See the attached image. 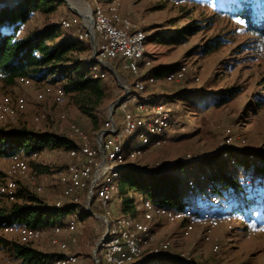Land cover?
<instances>
[{
    "label": "rangeland",
    "instance_id": "374dc122",
    "mask_svg": "<svg viewBox=\"0 0 264 264\" xmlns=\"http://www.w3.org/2000/svg\"><path fill=\"white\" fill-rule=\"evenodd\" d=\"M119 2L121 13L126 14V17L139 24L147 33L146 51L154 62L153 67L187 64L191 74L200 76L201 91L215 92L236 87L243 90V94L227 106L207 105L198 108L197 105L195 106L196 100L186 101L179 95L176 98L170 97L187 91L189 81L183 84L157 85L154 88L155 92L174 101L172 104L174 124L164 134L166 143L157 149L151 150L153 140L148 144L138 140L133 149L140 150L144 154L137 156L131 165L137 169L157 173L164 172L175 163H181L186 168L173 174L185 182L187 178L200 172V169L207 168L205 165L208 159L225 150L222 149V145L230 139L231 147L237 152H243V155H239L241 159L239 169L232 165L227 167L226 172L230 179L240 176L239 170L249 175L264 170V162L260 166H252L248 163V155H246V153L264 154V107L259 109L257 106L264 97V47H253L254 38L247 35L243 26L238 25L235 20L217 18L216 23L213 24L212 12L204 8L193 9L192 6H185L181 9L173 3L162 0H119ZM108 3L107 0H70L71 6H69L63 2L54 14L44 16L36 13L23 27L20 36L39 31L47 24L60 27L61 22L67 20L72 29L69 31L60 29L62 36L55 43L60 42L64 37L75 40L79 25L83 21L82 15H87L91 10L95 11L97 6L106 9ZM193 21L202 27L198 34L188 37L178 46H169L165 42L176 35L175 32L192 25ZM217 36L224 37L228 41L226 48L216 54L202 55L205 42ZM246 44H250L251 47L242 49L241 47ZM91 54L90 47L75 55L74 60L83 67L87 66ZM126 77H128L127 72L120 71L117 78L111 76L109 83H106L108 98L98 111L101 124L106 119L110 104L119 96L122 89L120 85L126 81ZM48 82H51V78L46 81ZM40 88L39 85L34 84L30 87L17 85L6 89L0 81V101L8 96L16 102L23 100L26 104L25 111L15 122L5 124H12L15 127L24 125L38 132L70 137L69 122H75L84 128L92 139L94 138L95 132L90 120L81 115L70 98L64 108L58 107L52 98L38 102L36 93ZM63 110L67 112L69 121L62 123L59 114ZM40 114L46 118L42 122H36L35 118ZM29 162L31 179L18 180V188H26L32 195L49 204L60 200L63 186L59 184L56 174L71 162L68 152L45 149L39 153V157L32 158ZM34 165L48 171L40 174L36 172ZM6 167L7 163L3 162L0 170L4 171ZM0 176L3 178V173H0ZM36 186H42L44 193L39 194ZM121 191L120 188L115 202L108 210H98L96 206H92L93 211L113 216H116L119 210L123 213ZM131 196L136 197V200L142 197L138 194ZM76 198L80 209L70 215L78 220L79 242L77 246L70 248V252L78 256L80 264H92V252L103 233V224L100 219L85 210L83 194ZM151 200L154 203L156 201V199ZM68 202L71 201H64V203ZM187 203L191 207L199 204L198 201L192 200H188ZM250 214L253 219L246 226H237L231 232L219 227L212 232V242L218 245L217 252H214L212 244L206 241V232L201 229L184 236L180 225L161 221L153 228V233L161 240L169 241L173 253H188L199 264H264V205H252ZM3 239L11 242L15 238L3 235ZM31 247L57 257L61 253L49 246L46 241L35 243ZM13 261L19 260L8 251L0 250V264H10Z\"/></svg>",
    "mask_w": 264,
    "mask_h": 264
},
{
    "label": "built area",
    "instance_id": "2783aa9c",
    "mask_svg": "<svg viewBox=\"0 0 264 264\" xmlns=\"http://www.w3.org/2000/svg\"><path fill=\"white\" fill-rule=\"evenodd\" d=\"M175 5L179 6L180 2L176 1ZM82 18L77 38L88 42L92 49L88 77L107 81L115 76L111 69V60H122L123 69L131 74L133 82L125 81L120 85L121 96L114 102L113 109H108L103 127L95 132L93 139L80 125L69 122L71 137L79 140V147L68 152L73 161L56 174L63 189L60 200L53 204L58 208L65 200L77 204L76 197L83 194L85 210L102 221L103 233L92 252V264H199L188 253H173L170 242L158 238L153 233V228L161 221L178 224L182 227L184 236L201 229L206 232V241L217 252L218 245L212 242V232L219 227L231 232L237 226L248 225L247 213L250 210L246 203L248 200L261 199L264 179L245 177L239 170L240 176L236 178L233 186L225 187L215 178V172L207 167L185 181L187 202L198 201V206L191 207L187 204L185 209L176 210L140 197L135 201L132 214H124L119 210L113 216L93 211L92 206H96L98 210L110 208L120 191L116 185L119 173L132 166V161L137 156L144 154L140 150L132 149L129 159L126 160L125 142L134 137L143 144L153 140V150L167 141L164 134L172 125L174 107L171 103L148 100L150 91L162 83L183 84L189 79L187 91L197 93L201 89L202 80L200 76L191 74L187 64H182L161 79L154 76L145 78L154 63L146 51L148 36L139 24L122 15L119 0L109 2L106 9L97 6L95 11L91 10V19L84 15ZM60 26L64 30L72 28L67 20H63ZM18 85L30 87L33 83L28 79H20ZM40 87L36 93L38 102L52 98L60 108L67 105L68 96L60 86L46 83ZM25 108L23 100L16 102L8 96L3 97L0 101V124L15 122ZM45 118L46 116L40 114L35 121L42 122ZM59 119L62 123L68 122L67 112H60ZM231 143L227 139L222 149L234 150ZM37 157L39 154H18L10 158H0V165L7 163L6 170H0L3 173V178L0 176V196L10 203L17 202V181L31 179L29 161ZM224 159L236 169L240 168L238 160L231 158L229 153L224 155ZM247 159L250 165L257 167L263 163L264 154L248 153ZM36 188L39 194L44 193L42 186ZM77 232L78 220L67 215L47 228L11 225L2 234L13 236L22 245L46 241L49 246L61 252L60 256L47 264H80L78 256L70 252L71 247L78 245ZM10 264L21 262L13 261Z\"/></svg>",
    "mask_w": 264,
    "mask_h": 264
},
{
    "label": "trees",
    "instance_id": "16d2710c",
    "mask_svg": "<svg viewBox=\"0 0 264 264\" xmlns=\"http://www.w3.org/2000/svg\"><path fill=\"white\" fill-rule=\"evenodd\" d=\"M107 1L112 2L113 0ZM162 1L173 3L174 6H176L175 2L179 1L180 5L177 7H181V9H184L185 6H192L193 9L204 8L209 10L214 18L213 24L216 23L217 18L235 20L238 25L243 26L247 35L254 38L253 47H264V0ZM62 3V0H0V81L4 88L9 89L17 86L20 79H28L32 81L33 85L40 86L46 84V81L51 78V82L48 83L60 85L81 115L90 120L93 132H97L102 129L105 122L104 120L101 124L98 111L108 98L105 85L109 83V80L102 81L89 78L91 63L83 67L74 60L75 55L86 51L87 48L90 49V44L82 42L78 38L74 40L68 37H64L63 40L55 43L62 36L60 29H64L54 24H47L39 31L20 36L23 27L31 21L36 13L49 16L54 14ZM201 30L202 27L193 21L192 25L183 28L180 32H175L176 35L171 36L165 42L169 46H178L188 37L195 36ZM227 43L228 41L224 37H214L205 42L202 47V55L216 54L226 48ZM246 47L250 48L251 46L246 44L241 48L245 49ZM111 65L117 73L125 71L122 60H111ZM181 65L179 63L153 67L146 73L145 78L154 76L161 79L167 73L177 70ZM127 75L126 81L132 83L131 74L127 72ZM188 81L189 79H187ZM202 91L197 93L185 91L170 97L176 98L179 95L186 101L196 100L195 106L201 108L207 105L227 106L243 94V90L238 87L215 92ZM120 96L121 92L118 97ZM170 97L161 96L158 101L164 103L171 101V104H174ZM141 99L144 100L145 98ZM260 100L257 106L262 109L264 97ZM173 119L172 116L171 124H174ZM136 142V137L125 142L124 155L126 160L129 159L130 152ZM78 147L79 140L71 136L38 132L24 125L15 127L12 124H0V158H10L18 154L32 156L45 149L69 152L78 149ZM226 153H229L231 158L237 159L240 163L239 155H243V152L221 150L211 159H208L205 167L211 168L215 172V178L223 186L230 187L233 186L236 178L230 179L227 176L226 170L229 161L224 159ZM184 168H186L184 164L175 163L161 174L156 175H147L130 169L121 171L116 179V185L122 190L121 207L123 213H133L136 197L131 195L134 194L141 195L144 199H156L155 204L159 206L172 207L176 210L185 209L188 204L185 197V182L173 174V172H181ZM34 169L40 174L48 171L37 165H34ZM203 170L204 168L200 169V171ZM241 173L245 177L264 179L263 169L257 171L255 175H249L242 171ZM257 204L264 205V193L260 200H248L246 206L250 210L252 205ZM78 209H80L79 204L71 203H64L59 208L55 207L54 204H49L36 195H32L26 188H18L16 203H10L6 198L0 196V250L8 251L21 264H47L57 256L44 254L33 249L31 245H22L15 240L8 242L3 239L2 231L11 225L47 228ZM247 216L249 221L253 219L250 213H247Z\"/></svg>",
    "mask_w": 264,
    "mask_h": 264
},
{
    "label": "water",
    "instance_id": "95a60500",
    "mask_svg": "<svg viewBox=\"0 0 264 264\" xmlns=\"http://www.w3.org/2000/svg\"><path fill=\"white\" fill-rule=\"evenodd\" d=\"M64 3H66V4H68L69 6H71L70 5V1L69 0H62ZM72 9H74L73 7H71ZM89 19H91V18H89ZM91 44L93 45V40H91ZM111 69H112V71H113V73H114V75H115V77L117 78L118 77V74L116 73V71L114 70V68L113 67H111ZM113 105H114V103H112V104H110V106H109V109L110 110H112L113 109ZM125 169H130V170H133V171H136V172H141V173H143V174H147V175H156V174H161L162 172H157V173H155V172H147V171H145V170H143V169H137V168H135V167H133V166H129V167H126V168H124L123 170H125ZM122 170V171H123ZM161 171H163V170H161ZM90 208V207H89ZM90 215H93L92 213H89Z\"/></svg>",
    "mask_w": 264,
    "mask_h": 264
},
{
    "label": "crops",
    "instance_id": "0c3cea01",
    "mask_svg": "<svg viewBox=\"0 0 264 264\" xmlns=\"http://www.w3.org/2000/svg\"><path fill=\"white\" fill-rule=\"evenodd\" d=\"M121 11H122V9H121ZM124 17H126V14H122ZM126 18H128V17H126ZM155 94H158L157 92H155V89L153 88L151 91H150V101H158L159 100V98L161 97V95L160 94H158V95H155ZM163 96V95H162Z\"/></svg>",
    "mask_w": 264,
    "mask_h": 264
},
{
    "label": "bare ground",
    "instance_id": "6f19581e",
    "mask_svg": "<svg viewBox=\"0 0 264 264\" xmlns=\"http://www.w3.org/2000/svg\"><path fill=\"white\" fill-rule=\"evenodd\" d=\"M86 12H88L87 9H86ZM89 13H90V11H89ZM89 13H87V15H85L84 17L89 18Z\"/></svg>",
    "mask_w": 264,
    "mask_h": 264
}]
</instances>
